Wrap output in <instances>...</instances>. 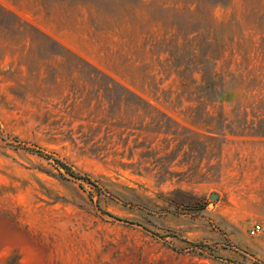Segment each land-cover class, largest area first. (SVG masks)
I'll return each instance as SVG.
<instances>
[{
  "label": "rangeland",
  "instance_id": "rangeland-1",
  "mask_svg": "<svg viewBox=\"0 0 264 264\" xmlns=\"http://www.w3.org/2000/svg\"><path fill=\"white\" fill-rule=\"evenodd\" d=\"M254 222L264 0H0V264H264Z\"/></svg>",
  "mask_w": 264,
  "mask_h": 264
},
{
  "label": "trees",
  "instance_id": "trees-1",
  "mask_svg": "<svg viewBox=\"0 0 264 264\" xmlns=\"http://www.w3.org/2000/svg\"><path fill=\"white\" fill-rule=\"evenodd\" d=\"M54 162L57 164L58 167L60 168H64V170L68 173H70L71 175H74L76 177H84L87 178V180L89 177H86V175H79V173L75 172L74 169H72L71 165L67 164L66 162L62 161L61 159L54 157L53 158Z\"/></svg>",
  "mask_w": 264,
  "mask_h": 264
},
{
  "label": "built area",
  "instance_id": "built-area-1",
  "mask_svg": "<svg viewBox=\"0 0 264 264\" xmlns=\"http://www.w3.org/2000/svg\"><path fill=\"white\" fill-rule=\"evenodd\" d=\"M249 232L252 235L264 234V224L261 222H254L249 228Z\"/></svg>",
  "mask_w": 264,
  "mask_h": 264
},
{
  "label": "water",
  "instance_id": "water-1",
  "mask_svg": "<svg viewBox=\"0 0 264 264\" xmlns=\"http://www.w3.org/2000/svg\"><path fill=\"white\" fill-rule=\"evenodd\" d=\"M217 196H218V194H217L216 192H212V193L210 194V197H211L212 199H216Z\"/></svg>",
  "mask_w": 264,
  "mask_h": 264
}]
</instances>
